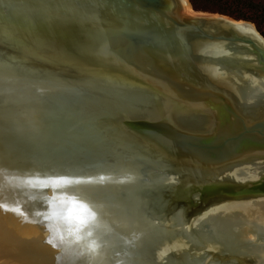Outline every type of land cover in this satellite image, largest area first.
<instances>
[{
  "label": "water",
  "instance_id": "water-1",
  "mask_svg": "<svg viewBox=\"0 0 264 264\" xmlns=\"http://www.w3.org/2000/svg\"><path fill=\"white\" fill-rule=\"evenodd\" d=\"M189 6L193 11L189 0H0V72L34 84L86 89L95 102L108 97L128 107L170 109L154 121L133 111L117 115L120 127L147 146L146 156L158 152L165 174L177 181L137 192L142 224L154 222L161 231L151 227L154 235L143 226L139 251L118 239L120 230H99L95 217L83 226L66 219L74 201L100 214L107 208L104 193L115 199L117 185L95 183L71 157L29 143L43 185L37 215L66 221L62 235L86 264L264 263L252 251L262 256L257 248L264 250V239L247 238L244 247L221 235L211 240L206 236L213 231L202 220L214 210L264 202V174L240 179L228 172L243 160L264 165V37L248 21L191 15ZM200 115L213 123L209 131L192 132L181 122ZM191 170L204 177L194 178ZM179 212L181 228L199 237L198 244L176 225ZM8 215L0 205L3 250L13 261L61 264L48 253L30 252L8 226ZM27 236L43 243L37 233ZM26 251L35 256L26 259Z\"/></svg>",
  "mask_w": 264,
  "mask_h": 264
},
{
  "label": "bare ground",
  "instance_id": "bare-ground-1",
  "mask_svg": "<svg viewBox=\"0 0 264 264\" xmlns=\"http://www.w3.org/2000/svg\"><path fill=\"white\" fill-rule=\"evenodd\" d=\"M189 10L190 7H187V11ZM89 92L86 89L75 90L62 85L50 87L34 84L0 72V129L7 123L24 124L23 132L26 130L24 135L28 141L55 149L64 148L79 162L83 174L89 176L95 183L110 180L108 182L117 185L120 192L116 198L112 199L104 193L107 208L99 211L101 215L94 214L95 219L100 220L96 222L102 227L98 229H103L106 233L114 231V228L120 230L117 234L118 239H126L122 243H130L131 248H137L139 251L142 249L140 244L143 226L149 232H153L151 227L157 233L161 231L154 222L145 221L147 226L142 224L143 220L139 214L143 213V210L139 213L140 207L135 206L140 198L137 192L163 188L168 183L177 181L165 174V166L161 163L158 152L156 157L146 156L147 146L120 127L116 121L119 120L117 115L133 111L154 121L164 118L170 109L159 105L144 107L137 104L128 107L123 102L108 97L95 102ZM67 101L69 103L65 105ZM173 118L180 120L181 116L174 114ZM181 122L192 132L209 131L213 126L204 115L184 118ZM41 132L42 138L38 135ZM13 171L15 172L14 168L10 167L8 154L4 152L0 157V205L9 213L7 224L15 232V237L23 242L30 252H36L38 257L48 253L61 264H86L87 259L75 252L66 240V235H62L67 222L62 219L58 221L51 215L50 217L37 215V210H43L42 202L37 199L43 185L32 179L16 178ZM228 172L231 177L250 179L264 174V165L252 160H243L235 162L228 168ZM189 173L194 178L204 177L199 171L191 170ZM140 178L143 180L141 185L137 183ZM111 180L115 182L112 183ZM13 184L17 185V189L13 190ZM25 192L29 195L26 199L22 197ZM175 216L179 230L185 232L183 226L181 228V225H184L182 215L179 212ZM240 218H243V221H240ZM143 219L145 220V216ZM202 220L213 231V237L206 236L211 240L219 239L221 235L228 243L243 246L247 238L252 241L257 240L256 237L264 239V202L243 209L214 210L204 215ZM29 232L37 233L43 243L33 244L31 240L25 239ZM185 236L187 238L191 236L188 230ZM191 237L190 240L199 243V237ZM6 241L7 239L0 233V264H17L3 250ZM195 242L191 241L193 244ZM257 250L262 256L252 250L255 256L263 257L262 246ZM30 252L25 253L28 260L35 256ZM188 260L184 263L192 264ZM140 263L151 264L146 260Z\"/></svg>",
  "mask_w": 264,
  "mask_h": 264
},
{
  "label": "rangeland",
  "instance_id": "rangeland-1",
  "mask_svg": "<svg viewBox=\"0 0 264 264\" xmlns=\"http://www.w3.org/2000/svg\"><path fill=\"white\" fill-rule=\"evenodd\" d=\"M253 1L256 4H259L260 6L264 7V0H253ZM198 4H200L199 9H195L192 7L194 12L223 15L218 11L219 8L229 11L230 14L231 13L234 14L240 11L244 14L247 13L250 15L251 12V10H249L245 6L242 5L235 6V5L225 4V2L223 3L222 0H199ZM190 10L188 11L189 14L194 15V12L192 11L191 8ZM225 16H228L235 20H242V19H236L235 17L229 15H225ZM250 23H252L257 28L256 24L253 21ZM257 30H259L260 34L261 32L262 34H264V22L261 26H259ZM262 36L264 37V35ZM23 130H24V124L7 123L2 126V128L0 129V157L1 154H3L4 152L8 154L10 167L14 168L15 172L14 171L13 172L16 175V178L27 179V180L32 179L34 181H39L38 175L40 174L38 171H36L37 170L36 166L38 165L31 164L32 159L30 157V153L33 154L35 151L28 146L29 143L33 141H28L26 135H24L26 133V130L25 132H23ZM38 135L40 136V138H42V132L40 134L38 133ZM46 147L49 149V153L53 155L55 154L54 156H59V158L63 156L64 157L69 156L72 158V163H74L75 166H80L79 162L73 157V155L69 151H66V149L64 148L55 149L48 146Z\"/></svg>",
  "mask_w": 264,
  "mask_h": 264
},
{
  "label": "trees",
  "instance_id": "trees-1",
  "mask_svg": "<svg viewBox=\"0 0 264 264\" xmlns=\"http://www.w3.org/2000/svg\"><path fill=\"white\" fill-rule=\"evenodd\" d=\"M192 7L195 9H199L200 4H198L199 0H189ZM223 3L225 2V4H229V5H242L247 7L249 10H251L250 15L249 14H244L240 11L236 12V13H229V11L223 10L219 8V12L223 15H229L232 17H235L236 19H242L244 21H249V22H254L257 26V29L259 28V26H261L264 22V7L260 6L259 4H256L253 0H222ZM228 5V6H229ZM231 12V11H230ZM259 31V30H258ZM262 34V32H261ZM264 35V34H262Z\"/></svg>",
  "mask_w": 264,
  "mask_h": 264
},
{
  "label": "snow or ice",
  "instance_id": "snow-or-ice-1",
  "mask_svg": "<svg viewBox=\"0 0 264 264\" xmlns=\"http://www.w3.org/2000/svg\"><path fill=\"white\" fill-rule=\"evenodd\" d=\"M93 218L94 213L89 210L87 205L75 201L73 202L72 207L69 209L66 217L69 223L77 226H83Z\"/></svg>",
  "mask_w": 264,
  "mask_h": 264
}]
</instances>
